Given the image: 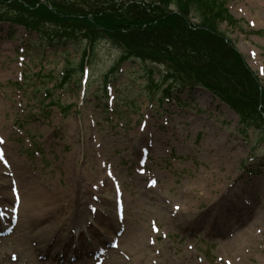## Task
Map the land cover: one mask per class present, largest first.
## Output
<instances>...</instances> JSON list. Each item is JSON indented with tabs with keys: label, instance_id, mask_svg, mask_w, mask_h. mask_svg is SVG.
<instances>
[{
	"label": "rangeland",
	"instance_id": "374dc122",
	"mask_svg": "<svg viewBox=\"0 0 264 264\" xmlns=\"http://www.w3.org/2000/svg\"><path fill=\"white\" fill-rule=\"evenodd\" d=\"M226 1L239 26L219 28L264 85V0ZM85 43L42 46L35 33L0 23V195L54 188L65 217L76 187L101 197L79 194V210L93 217L84 234L100 240L109 218L117 224L101 245L88 239L87 264H264L261 120L241 118L200 86L174 93L176 102L155 97L165 66L117 65L120 50L104 39L81 79ZM3 205L11 206L0 202V239L14 233L0 245L8 264L21 259L22 217L16 226L3 220ZM84 227L67 230L78 236Z\"/></svg>",
	"mask_w": 264,
	"mask_h": 264
},
{
	"label": "trees",
	"instance_id": "16d2710c",
	"mask_svg": "<svg viewBox=\"0 0 264 264\" xmlns=\"http://www.w3.org/2000/svg\"><path fill=\"white\" fill-rule=\"evenodd\" d=\"M0 22L35 33L42 46L64 49L84 40L82 58L107 40L120 50L117 64L165 66L161 99L201 86L241 118L256 115L264 126V89L219 28L239 26L226 0H0Z\"/></svg>",
	"mask_w": 264,
	"mask_h": 264
},
{
	"label": "bare ground",
	"instance_id": "6f19581e",
	"mask_svg": "<svg viewBox=\"0 0 264 264\" xmlns=\"http://www.w3.org/2000/svg\"><path fill=\"white\" fill-rule=\"evenodd\" d=\"M40 187L46 188L43 185H36L33 188L24 189L23 197L21 196V192L19 190L14 191L7 197L6 195H0V200L3 204L12 205L10 208L7 206L4 207V205L2 206L3 220L9 221L12 219V215L9 214L10 212L11 214H14V217L19 215V217H16L18 221L20 213L22 217V225L20 226L22 227L20 230L21 234L17 236L16 245L14 246V254H18L19 256L20 253L21 259L18 258L16 261L11 260V263L8 264H19L18 262L21 264H70L73 259H77L76 264H81L83 262L87 264L85 261H89L91 256L93 258L95 248L88 242V239L91 238L93 242L96 240V243L98 242L101 245L103 242L102 240L105 239V235L107 236L117 227L116 222L112 218H109V221L104 224L105 232L104 236L100 240L96 236H87L84 233L85 230H87L91 234L92 231L90 225L91 218L93 219V217H87L86 214L88 213V209L79 210L80 204L78 202V200H80L79 194L81 191H86V188H75L76 192L74 191L72 199L73 203H75L74 208L70 209L68 211V217H65V211L63 210L65 207H63V203L61 202L62 193L59 194L58 191L53 188L50 190V195L47 196L44 195L45 192L39 190ZM223 192L224 191H222L220 195ZM102 194L104 195V193ZM230 194L231 192L229 191L228 195ZM228 195L224 197L225 200ZM83 196H91L92 200L90 201H98L101 199V197L98 198L94 193L91 195L90 191H86ZM103 198L105 197L103 196ZM199 198H204V195L201 197L199 196ZM15 200H18L16 209L13 207V202H15ZM226 201L220 211L228 216L229 208L226 206ZM86 202H88L87 199ZM96 210L98 211V209ZM98 214L99 213H97V215ZM74 223L78 225L81 224V227H84L86 224L88 227H84L85 229L80 231L78 236H76L71 233V231L67 230L70 229ZM247 231L249 230H241L237 235H240L241 238H244L245 236L249 237ZM13 234L14 233L5 239H0V245H2L3 242L8 243L10 240L9 238L12 237ZM238 238L240 237L238 236ZM52 240V244L49 245ZM3 247H6V245ZM71 247H74L73 251L71 250ZM57 251H61L62 254L59 253L58 256H56ZM42 252L44 254L41 256H45V260L40 258V254ZM66 252H70L71 254L67 255ZM7 255L8 254L6 253L4 258L8 257ZM18 256L16 255V257ZM33 257L35 259H33ZM111 264H113V262Z\"/></svg>",
	"mask_w": 264,
	"mask_h": 264
}]
</instances>
